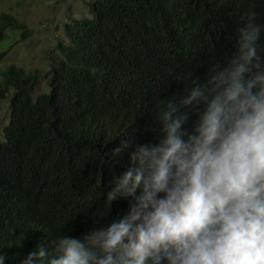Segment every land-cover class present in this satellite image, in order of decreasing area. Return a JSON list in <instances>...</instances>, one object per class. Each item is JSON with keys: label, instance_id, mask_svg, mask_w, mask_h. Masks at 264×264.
Instances as JSON below:
<instances>
[{"label": "trees", "instance_id": "trees-1", "mask_svg": "<svg viewBox=\"0 0 264 264\" xmlns=\"http://www.w3.org/2000/svg\"><path fill=\"white\" fill-rule=\"evenodd\" d=\"M90 17L64 28L47 79L34 98L38 69H0V105L10 122L0 144V253L19 264L58 235L80 237L94 220L107 225L128 199L104 191L128 166L137 145L156 142L154 115L195 75L233 51L238 27L264 24V0H91ZM24 20L0 13L4 42L27 40ZM19 36L17 41L16 37ZM264 45V35L261 37ZM196 116L190 114L185 127ZM127 141L120 153L115 149Z\"/></svg>", "mask_w": 264, "mask_h": 264}, {"label": "clouds", "instance_id": "clouds-1", "mask_svg": "<svg viewBox=\"0 0 264 264\" xmlns=\"http://www.w3.org/2000/svg\"><path fill=\"white\" fill-rule=\"evenodd\" d=\"M262 35L250 17L230 55L161 103L156 142L137 145L104 191L105 217L128 199L119 219L38 244L19 264H264Z\"/></svg>", "mask_w": 264, "mask_h": 264}, {"label": "rangeland", "instance_id": "rangeland-1", "mask_svg": "<svg viewBox=\"0 0 264 264\" xmlns=\"http://www.w3.org/2000/svg\"><path fill=\"white\" fill-rule=\"evenodd\" d=\"M91 0H0V13L10 12L24 20L30 30L25 41L12 39L4 42L1 49L10 47V52L0 64V69L16 64L28 70L38 69V80L34 98L48 90L47 79L50 65L59 58L58 44L65 41V24L71 19L90 17L87 2ZM8 100L0 105V144L4 141V130L10 122Z\"/></svg>", "mask_w": 264, "mask_h": 264}]
</instances>
